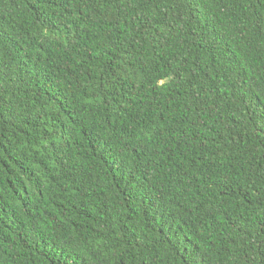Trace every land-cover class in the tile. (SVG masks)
I'll list each match as a JSON object with an SVG mask.
<instances>
[{
  "label": "trees",
  "instance_id": "1",
  "mask_svg": "<svg viewBox=\"0 0 264 264\" xmlns=\"http://www.w3.org/2000/svg\"><path fill=\"white\" fill-rule=\"evenodd\" d=\"M0 264H264V0H0Z\"/></svg>",
  "mask_w": 264,
  "mask_h": 264
}]
</instances>
